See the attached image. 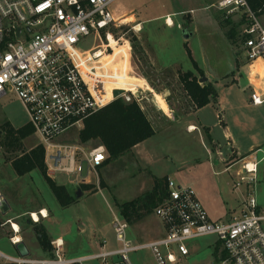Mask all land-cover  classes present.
<instances>
[{
	"label": "rangeland",
	"instance_id": "obj_1",
	"mask_svg": "<svg viewBox=\"0 0 264 264\" xmlns=\"http://www.w3.org/2000/svg\"><path fill=\"white\" fill-rule=\"evenodd\" d=\"M217 1L117 0L114 3L116 16L120 19L118 23H121L114 32L116 37H125L131 41L134 73L117 79L108 91L117 88L123 93L126 88L136 91L139 87L138 98L156 130L155 135L139 143L136 146L138 148L133 149V154L100 167L97 175H91L89 183L79 185L74 175L66 173L49 176L57 184L65 186L69 194L76 198L68 207L59 204L38 169L19 177L23 184L11 186L10 189L12 191L14 188L17 196L21 194L28 197L24 205L44 204L52 211V219L45 223L47 233L54 239L63 238L66 242V257L81 258L97 254L102 251L100 242L104 239L108 250L120 248L112 227L113 213H119L116 202H127L141 195L151 188L155 177H166L167 180L172 178L183 186H191L212 220L228 219L241 207V190L234 189V182L238 180L237 172L242 169L243 161L254 154L260 160L257 191L260 202H264V105L259 108L250 106L247 102L249 91L241 90L245 86L252 90L246 79L248 69L243 39L235 44L227 40L225 32L229 27L223 28L219 22V18L224 19L226 15L216 7ZM168 14L175 24L173 27H167L165 22ZM198 17L203 18L199 24L188 21L189 18ZM210 17L216 19L220 31L225 35V42L218 36L207 34L213 25L204 19ZM260 17L264 23V13ZM126 18H132L133 21L122 23ZM231 20L238 24L239 37H242L243 21L240 15H233ZM138 23H143L142 30L136 32L133 27L137 25L139 29ZM184 27H188L191 33L195 28L198 31L185 39L182 33ZM113 49L114 53L107 56V59L128 66V60L123 56L124 47L115 43ZM188 49L193 52L196 64L209 71L217 67L218 63L222 66L226 60L239 54L241 68L236 75L240 79L237 81L242 82L240 86L235 85L236 82L232 80L234 75H231L229 80L224 81L225 84H215L219 108L211 104L195 113L197 109L179 77L187 71L200 77L194 61L188 55ZM170 62L177 64L164 67ZM219 114L223 115L222 122ZM198 118L202 125L211 126L212 132L202 128ZM6 120L14 127L29 123L23 105L11 95L0 99V126ZM84 124L85 120L80 126L60 136L58 142L76 143ZM191 125L197 129L190 131ZM1 135L2 132L0 184L4 188L7 179L12 180L9 171H13V168L3 167L10 164L8 158L14 154L5 150ZM37 144L39 140L34 134L24 142V149L28 150ZM83 145L89 147L93 143ZM16 187L22 190L21 193ZM78 189L82 191L79 198L76 197ZM82 226L85 229H81ZM164 234V224L154 212L130 224L129 238L134 244L151 242L162 238ZM33 239L38 240L36 237ZM186 245L190 254L182 257L178 264H213L216 259L226 256L224 247L215 235L187 240ZM41 247L48 253L46 257L52 255V248L46 250ZM9 248V241L1 239L0 234V251L5 253ZM128 259L130 264H156L150 248L132 251ZM107 260L120 264L119 256ZM82 264L103 262L102 259L94 258L86 259Z\"/></svg>",
	"mask_w": 264,
	"mask_h": 264
},
{
	"label": "built area",
	"instance_id": "obj_2",
	"mask_svg": "<svg viewBox=\"0 0 264 264\" xmlns=\"http://www.w3.org/2000/svg\"><path fill=\"white\" fill-rule=\"evenodd\" d=\"M116 1L0 0V99L11 95L23 105L44 148L50 177L66 173L74 175L79 185L91 182V175H97L108 158L106 147L99 143L89 147L79 142L59 143V137L116 99L135 101L143 109L139 87L118 96L114 95L117 88L108 91L117 79L134 73L131 41L116 37L114 32L121 24L113 7ZM216 7L226 17L240 15L247 65L257 60L264 64V23L260 15L247 0H218ZM169 18L166 16L165 22L173 26ZM138 24L139 29L133 27L136 32L142 30ZM111 39L124 47L128 66L107 59L114 53ZM251 73L247 78L252 88L250 100L260 106L264 104V88L256 86ZM258 78L264 77L259 74ZM218 116L222 122V114ZM259 162L251 154L237 172L234 189L241 190V207L228 219L212 220L191 186L168 178L166 196L154 210L164 224L162 238L134 244L129 238V221L114 212L112 227L121 245L118 249L108 250L104 239L99 253L68 258L65 242L59 237L51 241V256H9L0 251V264H82L94 258L114 264L107 260L114 256L120 257V264H130L128 254L142 248L151 249L156 264H178L190 254L186 241L207 235L217 236L225 249L226 256L213 264H264V202H260L257 191ZM2 199L0 193V204ZM39 213L45 217L42 211ZM35 214L30 216L38 222ZM13 228L19 233V228ZM10 240L14 245L21 242L16 235Z\"/></svg>",
	"mask_w": 264,
	"mask_h": 264
},
{
	"label": "trees",
	"instance_id": "obj_3",
	"mask_svg": "<svg viewBox=\"0 0 264 264\" xmlns=\"http://www.w3.org/2000/svg\"><path fill=\"white\" fill-rule=\"evenodd\" d=\"M247 1L250 7L259 15L264 13V0ZM223 14L225 15V13ZM219 20L221 27H229L225 35L232 44L242 41L243 38L239 37L238 24L233 22L230 16L224 19L219 18ZM188 55L193 60L189 49ZM235 59L236 71H239L241 68L239 54L236 55ZM245 63L247 64L246 61ZM194 64L200 73V77L204 76L203 70L199 68L195 61ZM179 77L184 90L188 93L196 109L203 108L211 103L216 104L219 95L215 83L200 84V77L192 71H187ZM1 132L2 144L5 150L14 154V156L8 158V163H10L17 176H25L38 169L47 180L62 207H68L76 201V198L69 194L65 186L57 184L46 174L43 146L37 144L28 150L24 149V142L34 135V129L29 123L21 127H14L6 120L0 126V134ZM155 133V128L138 103L116 99L85 119L84 127L79 131L77 142L103 144L108 151V158L103 164V166H106L123 156L133 154V149L139 143L152 137ZM166 182V177H155L151 188L141 195L127 202H116L120 214L130 224L139 222L152 214L166 196ZM5 217L0 212V226L6 221ZM29 224L36 228L37 237L44 249L51 250L52 247L46 228L42 224L32 221L31 217H29Z\"/></svg>",
	"mask_w": 264,
	"mask_h": 264
},
{
	"label": "crops",
	"instance_id": "obj_4",
	"mask_svg": "<svg viewBox=\"0 0 264 264\" xmlns=\"http://www.w3.org/2000/svg\"><path fill=\"white\" fill-rule=\"evenodd\" d=\"M165 19H166V17H165ZM201 20H203V18H200V17H198L196 19H194V18H189L188 19V21H190L191 23H194V24H199L201 22ZM204 20H209L210 23L213 25L210 28V30L207 32V34H209L211 36H218L219 39H221V40H223V42H225L224 41L225 40V37H224L225 35L223 34L222 31H220L216 19H214L213 17H210L209 19L205 18ZM141 24H143V23H141ZM174 25L175 24L173 22V26ZM173 26H167V27H173ZM189 31H190V29H189ZM196 31H198V28L197 29L195 28L193 30L192 35H194V33ZM229 47H231V46L229 45ZM190 52H191V56L193 58V61H195L194 60V56H193V52L191 50H190ZM175 64H177V63L170 62L169 64H167L164 67L172 66V65H175ZM197 65H198V63H197ZM246 67L248 69V73H247L246 79L248 78L249 72L252 71L251 79L255 82L256 86L259 87V85H260L261 88H264V78H262V79L258 78L259 74L261 75V77H264V76H262V74L264 72V64H263V62L261 60H257L250 67L248 65ZM199 68L201 70H203L204 75L208 78L209 82L215 83L217 85V84L223 83L226 80H229L230 76L233 75V73L236 71V68H237L236 67V59H235V56H233L232 58H229L228 60H226L225 64H223L222 66L218 63L217 67L211 68L210 71L206 70V69H204V68H202L200 66H199ZM237 73H238V71H236V73L234 74V77L232 78V80L234 79V81L236 82V83H234L235 85L240 86L242 81H237L239 79V76L236 75ZM223 84H225V82ZM244 89L249 91V93L247 95V102H248V104L250 106H252L254 108H259V107L264 105V104H262L260 106H254L251 103V100H250L251 90L248 89V88L246 89V86L244 88H241V90H244ZM156 96H157V94H156ZM157 102L161 106V103L159 102L158 97H157ZM211 104L214 105L215 107L216 106L218 108L220 107L219 106V100H218V102L216 104H214V103H211ZM211 104H208L206 106H210ZM161 108H162V106H161ZM203 108L197 109L195 113H197V112L199 113L201 110H203ZM222 118H223V115H222ZM198 120H199L198 123H199V125L202 128H209L210 132H212V127L211 126L202 125L200 123V121H201L200 118H198ZM137 146H139V145H137ZM135 148H138V147H135ZM8 166H11V165L10 164H6V165H4L3 168L5 169ZM9 172H10V179H12V180L10 181V180L7 179L8 183H5V185H8L9 187H5V185H4V188H3L1 186V184H0L1 196L5 200H7V203H8V209L6 210V212L3 213L2 211H0L2 215L6 216L5 217L6 221L0 226V234H1V239H7L9 241V244H10L11 248L8 249V252H5V253L3 251H1V252L6 254V255H9V256H17V255H19V253H18V251L16 249V245H14L11 242V240H10L11 237L16 235V236H19L21 238V241L24 242L25 245L27 246V248L29 250V256L30 257H32V258H43V257H46V255H48V253L45 250L42 249L40 244H38L39 243L38 242L39 239L36 240V241L33 239L34 237L38 238L37 237V231H36V228L33 225L29 224V217H31L30 215L32 213H37L40 219H39L38 222H35V223L42 224L46 228V231H47L48 228L45 225V223L49 219H52V216L54 214L52 213V211L48 210L47 206H45L44 204H34V205H29V206L24 205L23 202L28 200L27 199L28 197H26L24 195H21V194H19L17 196L16 195V190L14 188H13L14 191L12 190L13 192L10 190V189H12L11 186L14 187V185L15 186L22 185L23 182H21V180L18 179L20 176H17L15 174L14 170L13 171H9ZM13 174H14V176H12ZM0 181H1V178H0ZM5 189H7L8 192L5 191ZM16 189H17V191H19L21 193L22 190H20L17 187H16ZM43 210L47 211V214H48L47 217H43L39 213L40 211L43 212ZM13 225H17L18 226L19 233H17V234L15 233ZM81 229H85V226H82ZM29 232H31L32 235H30ZM47 235H48V233H47ZM48 238L50 240V243L54 239L50 235H48ZM65 244H66V242H65Z\"/></svg>",
	"mask_w": 264,
	"mask_h": 264
},
{
	"label": "water",
	"instance_id": "obj_5",
	"mask_svg": "<svg viewBox=\"0 0 264 264\" xmlns=\"http://www.w3.org/2000/svg\"><path fill=\"white\" fill-rule=\"evenodd\" d=\"M182 33L185 39H188L189 37L192 36V33L189 31L188 27H184L182 29ZM208 80V78L206 76L202 77L199 81L200 83H204ZM122 94V92L120 90H115L114 95L118 96ZM82 196V191L81 189H78L76 192V197L79 198ZM8 209V203L7 200H5L4 198L1 200V204H0V210L4 213L6 212V210ZM16 249L19 253L20 256L22 257H27L29 256V250L27 248V246L25 245L24 242H19L16 244Z\"/></svg>",
	"mask_w": 264,
	"mask_h": 264
},
{
	"label": "bare ground",
	"instance_id": "obj_6",
	"mask_svg": "<svg viewBox=\"0 0 264 264\" xmlns=\"http://www.w3.org/2000/svg\"><path fill=\"white\" fill-rule=\"evenodd\" d=\"M131 21H133V19L132 18H126V19H124L123 21H122V23H126V22H131ZM168 22L171 24L173 21H172V19L171 18H169L168 19ZM138 29V28H137ZM111 41H112V46L115 44V41H114V39H111ZM130 91V88H126L124 91ZM197 128L195 127V125H192L191 127H190V130L191 131H193V130H196ZM251 167V166H250ZM44 215H45V217H47V211L46 210H43V212H42ZM34 218H35V220L36 221H39V216L37 215V214H35L34 215ZM15 227L16 228H18V226L17 225H15Z\"/></svg>",
	"mask_w": 264,
	"mask_h": 264
}]
</instances>
